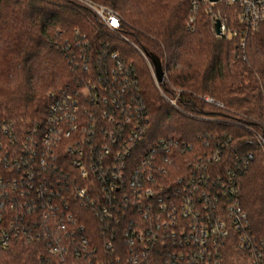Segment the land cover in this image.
<instances>
[{"label": "built area", "instance_id": "built-area-1", "mask_svg": "<svg viewBox=\"0 0 264 264\" xmlns=\"http://www.w3.org/2000/svg\"><path fill=\"white\" fill-rule=\"evenodd\" d=\"M72 1L130 43L162 98L179 108L181 90L161 89L146 52L122 33L118 11ZM205 2L233 11L235 28L227 16L214 23L220 36H239L240 47L264 22V0L192 5ZM100 47L94 53L75 30L62 44L82 73L75 87L51 92L40 122L0 121V252L23 240L44 244L38 264H264V242L238 192L252 155L220 167L223 152H176L171 137L141 148L148 109L134 67L111 42ZM256 139L264 146V136Z\"/></svg>", "mask_w": 264, "mask_h": 264}, {"label": "trees", "instance_id": "trees-1", "mask_svg": "<svg viewBox=\"0 0 264 264\" xmlns=\"http://www.w3.org/2000/svg\"><path fill=\"white\" fill-rule=\"evenodd\" d=\"M93 1L116 9L122 33L160 59L165 74L160 87L169 96L175 94L172 88L181 90L179 108L162 98L139 52L106 32L80 4L0 0V121L40 122L49 94L75 87L82 73L62 49L75 30L94 53L111 42L112 50L132 63L147 104L149 126L141 148L171 137L178 141L176 152H223L220 167L252 155L239 177V200L253 235L264 242V146L256 139L264 136V22L240 47L239 36L216 35L207 2L194 8L192 0ZM43 245L15 240L0 252V264H38Z\"/></svg>", "mask_w": 264, "mask_h": 264}, {"label": "water", "instance_id": "water-1", "mask_svg": "<svg viewBox=\"0 0 264 264\" xmlns=\"http://www.w3.org/2000/svg\"><path fill=\"white\" fill-rule=\"evenodd\" d=\"M210 3H215L217 0H208ZM215 33L217 36L221 35V22L219 19L215 20ZM146 55L148 56L150 63L152 64L153 67V72L156 80L160 83L163 82L164 80V70L161 65L160 59L154 55L146 52Z\"/></svg>", "mask_w": 264, "mask_h": 264}, {"label": "rangeland", "instance_id": "rangeland-1", "mask_svg": "<svg viewBox=\"0 0 264 264\" xmlns=\"http://www.w3.org/2000/svg\"><path fill=\"white\" fill-rule=\"evenodd\" d=\"M220 6H216V7H214V6H211V7L210 6H207V11L210 12L209 13V16H210V19L212 20L214 26H215V23H214L215 17L218 16V15H221V16H227L228 20L230 21V25L232 26V28H235L236 26L234 25V22L232 21L233 11L230 8L222 5L223 8H226L229 11L228 14L227 13H224L222 6L221 7ZM229 17H230V19H229ZM148 66H149V64H148Z\"/></svg>", "mask_w": 264, "mask_h": 264}]
</instances>
